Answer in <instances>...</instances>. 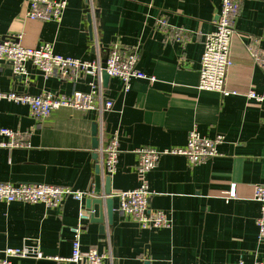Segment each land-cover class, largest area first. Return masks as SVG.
I'll return each mask as SVG.
<instances>
[{"label": "crops", "instance_id": "obj_1", "mask_svg": "<svg viewBox=\"0 0 264 264\" xmlns=\"http://www.w3.org/2000/svg\"><path fill=\"white\" fill-rule=\"evenodd\" d=\"M240 1L227 74V89L237 93L223 96L198 88L205 36L215 30L222 0H68L60 22L29 20L24 0H0V41L22 36L26 47L51 43L64 56L103 61L111 48L135 47L138 68L155 78L135 79L125 91L122 81L111 77L105 90L113 107L104 111L103 124L97 110L62 108L40 120L28 106L0 99V127L27 133L30 144L0 147V182L70 187L88 193L86 207L101 159L93 147L97 124L100 146L113 134L120 136L113 196L146 181L150 210L165 212L171 225L142 229L119 212L114 196L113 223L104 233L97 222L81 223L84 254L91 248L110 253L111 264L264 262L256 223L261 206L253 196L255 185H264V101L248 97L251 90L264 95V72L248 49L252 43L264 49V0ZM161 17L173 30L157 28ZM180 29L187 32L186 44L172 38ZM27 67V76H16L0 60V89L31 95L90 89L89 76L62 80ZM194 127L208 138L224 136L219 156L191 165L183 156L163 155L155 169L139 173L137 149L185 146ZM107 176L102 172L103 186ZM80 209L72 198L56 208L0 200V259L7 248L35 247L45 257L13 258L14 264H67ZM95 211L98 217V205Z\"/></svg>", "mask_w": 264, "mask_h": 264}, {"label": "built area", "instance_id": "obj_2", "mask_svg": "<svg viewBox=\"0 0 264 264\" xmlns=\"http://www.w3.org/2000/svg\"><path fill=\"white\" fill-rule=\"evenodd\" d=\"M27 5L26 18L35 21L60 22L67 7L68 0H24ZM241 7L240 0H222L218 19L215 21V30L205 36L204 51L200 64V90L215 91L223 96L236 94L227 89V74L233 65L231 57L232 39L235 34V19ZM94 12V9H91ZM157 28L170 32L171 26L164 17L156 20ZM173 40L181 44L188 41L187 32L183 29L173 31ZM250 55L255 63L264 72V49L252 43L249 46ZM140 52L138 48H111L107 60L104 62L99 56L94 60H82L71 56H64L54 50L53 44L42 43L38 47H26L22 43V36H13L0 41V60L9 63L16 76L28 75V64L37 68L45 77L56 76L62 80L78 81L89 76V91H73L70 95L44 93L41 95L4 92L0 89V99L26 105L33 117L37 119L48 118L53 111L68 108L77 111L97 110L100 120L103 113L113 107L103 86V73L122 81L125 91L131 88L135 79H149L138 68ZM248 97L259 102L264 101V95L255 90L248 93ZM103 124V122H102ZM225 141L224 136L215 138L203 136L196 127L192 128L185 146L158 150L153 147L137 149L139 157L137 169L144 175L157 167L163 155H177L187 158L189 164L196 165L211 160L220 155L219 146ZM27 133L9 128L0 127V147L17 148L29 146ZM101 156L100 166L105 175L112 176L117 169L120 154V136L113 134L105 144L99 146ZM151 191L146 181L132 190L116 193L119 200L118 210L121 214L135 220L142 229L169 228L171 219L160 210L151 211L149 197ZM234 196V190L228 197ZM254 199L260 203L261 213L256 223L259 240L264 243V185L254 187ZM87 192L75 190L70 187L40 184V183H5L0 182V200L6 203H44L49 207H60L66 198H72L80 204V224L72 228V253L64 259L67 264H111V254L99 252L96 248L89 249L86 254L82 252L81 234L82 222L90 219L84 202ZM0 264H14L13 258L45 257L40 248L23 247L7 248ZM239 264H246L240 261ZM255 264H264L256 262Z\"/></svg>", "mask_w": 264, "mask_h": 264}, {"label": "water", "instance_id": "obj_3", "mask_svg": "<svg viewBox=\"0 0 264 264\" xmlns=\"http://www.w3.org/2000/svg\"><path fill=\"white\" fill-rule=\"evenodd\" d=\"M107 60V59H106ZM105 60V61H106ZM104 61V62H105ZM111 77L107 72L103 73V86L104 88H108L109 81ZM94 140L93 147L95 150L99 149L100 141L98 137V125L94 126L93 130ZM97 161H99V153L97 152L94 156ZM96 175V187L93 192V198H88L86 200V209L89 212L90 220L92 222L99 223L101 233L105 232V228L107 224H112L114 219V196L111 190V176H107L105 178V184L102 185V172L101 166L98 163L95 170ZM99 206V216H96V206ZM104 206L106 208V212L104 213Z\"/></svg>", "mask_w": 264, "mask_h": 264}]
</instances>
